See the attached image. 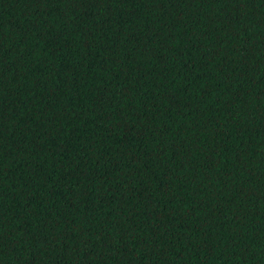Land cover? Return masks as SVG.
<instances>
[{
    "label": "trees",
    "instance_id": "1",
    "mask_svg": "<svg viewBox=\"0 0 264 264\" xmlns=\"http://www.w3.org/2000/svg\"><path fill=\"white\" fill-rule=\"evenodd\" d=\"M0 264H264V0H0Z\"/></svg>",
    "mask_w": 264,
    "mask_h": 264
}]
</instances>
